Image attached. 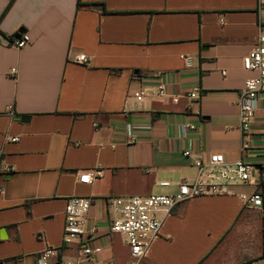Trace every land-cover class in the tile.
Wrapping results in <instances>:
<instances>
[{
    "label": "crops",
    "instance_id": "1",
    "mask_svg": "<svg viewBox=\"0 0 264 264\" xmlns=\"http://www.w3.org/2000/svg\"><path fill=\"white\" fill-rule=\"evenodd\" d=\"M80 2L0 0V264H37L47 247L59 250L54 263L93 264L79 258L81 242L63 244L71 196L92 199L84 236L103 247L95 261L126 264L106 199L194 180L184 151L227 165L243 155L240 93L255 73L242 60L264 35V0ZM21 29L30 43L17 48ZM81 53L85 65L74 62ZM161 85L165 96L133 98ZM184 123L197 129L183 136ZM250 132L247 159L264 168V95ZM230 177L231 195L177 206L139 264H264V213L242 198L264 194V172Z\"/></svg>",
    "mask_w": 264,
    "mask_h": 264
},
{
    "label": "built area",
    "instance_id": "2",
    "mask_svg": "<svg viewBox=\"0 0 264 264\" xmlns=\"http://www.w3.org/2000/svg\"><path fill=\"white\" fill-rule=\"evenodd\" d=\"M262 9V2H259ZM12 45L22 48L30 43L27 33L22 34L20 39H13ZM77 64L85 65L88 56L84 53L74 58ZM243 68L246 71L255 73L254 77L245 81L240 93L239 111L241 133L242 157L233 165H227L222 155H213L205 161L201 155L184 151L183 155L189 158L196 168L197 176L192 181L183 180L173 185L169 181L159 183L160 187L170 189L175 187L172 192L156 193L148 196H132L126 198L111 197L106 199L114 218L110 223L109 232L118 234L124 238L126 247L129 250L130 259L126 264H139L146 256L153 241L160 235L161 229L166 219L172 214L173 210L192 199L199 197H214L231 195L230 173H234L237 180L250 182L254 173L255 165L248 159V154L252 148V135L250 125L254 118L255 104L260 96L264 95V35L261 34L252 50L242 60ZM224 74V73H223ZM164 87L148 89L141 88L133 93V98L137 102L144 101L147 97L165 96ZM190 99L198 98V94L193 92L189 95ZM178 101L177 97L173 98ZM197 129L196 125L184 123L181 131L183 136ZM18 141V138L12 139ZM131 143L134 139L130 140ZM264 163V156L261 158ZM11 172V169H6ZM98 172H87L78 175V183L91 185L98 176ZM248 208L257 209L264 213V194L261 192L253 193L242 197ZM92 206L90 197L71 196L67 198L65 206V225L63 232V244L69 245L75 241L81 242L79 248V258L93 262V264H111L95 261V256L102 252L100 244L94 245L85 238L84 225ZM58 249L47 247L37 258V264H79L70 261L54 263L53 260L58 256ZM247 264H257L250 262Z\"/></svg>",
    "mask_w": 264,
    "mask_h": 264
},
{
    "label": "water",
    "instance_id": "3",
    "mask_svg": "<svg viewBox=\"0 0 264 264\" xmlns=\"http://www.w3.org/2000/svg\"><path fill=\"white\" fill-rule=\"evenodd\" d=\"M24 32H25V31H24L23 29L19 30V31L15 34L14 38H15V39H20L21 36H22V34H24ZM27 118H28V117H24L23 120H27ZM256 169H258V170H262V171L264 172V168H263L262 166H258Z\"/></svg>",
    "mask_w": 264,
    "mask_h": 264
},
{
    "label": "trees",
    "instance_id": "4",
    "mask_svg": "<svg viewBox=\"0 0 264 264\" xmlns=\"http://www.w3.org/2000/svg\"><path fill=\"white\" fill-rule=\"evenodd\" d=\"M79 6H81V2H80V0H78V7H79ZM90 6H92V4H91ZM6 10H7V9H6ZM5 12H6V11H5ZM10 39L13 40V39H14V36H13V37H10Z\"/></svg>",
    "mask_w": 264,
    "mask_h": 264
}]
</instances>
